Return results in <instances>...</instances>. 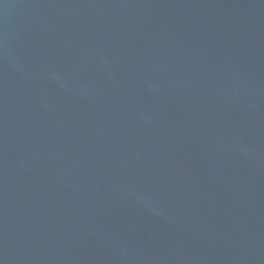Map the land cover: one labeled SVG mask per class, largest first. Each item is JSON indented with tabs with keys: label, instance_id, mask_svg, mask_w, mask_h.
Returning <instances> with one entry per match:
<instances>
[{
	"label": "water",
	"instance_id": "obj_1",
	"mask_svg": "<svg viewBox=\"0 0 264 264\" xmlns=\"http://www.w3.org/2000/svg\"><path fill=\"white\" fill-rule=\"evenodd\" d=\"M0 264H264V0H0Z\"/></svg>",
	"mask_w": 264,
	"mask_h": 264
}]
</instances>
